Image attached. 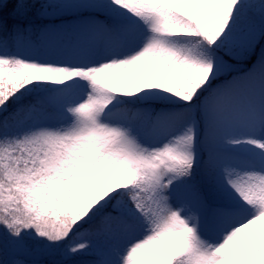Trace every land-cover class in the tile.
Segmentation results:
<instances>
[{"label": "snow or ice", "instance_id": "snow-or-ice-1", "mask_svg": "<svg viewBox=\"0 0 264 264\" xmlns=\"http://www.w3.org/2000/svg\"><path fill=\"white\" fill-rule=\"evenodd\" d=\"M0 264H264V0H0Z\"/></svg>", "mask_w": 264, "mask_h": 264}]
</instances>
